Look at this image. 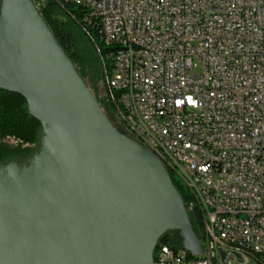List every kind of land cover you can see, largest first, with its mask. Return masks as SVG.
<instances>
[{
    "label": "built area",
    "instance_id": "1",
    "mask_svg": "<svg viewBox=\"0 0 264 264\" xmlns=\"http://www.w3.org/2000/svg\"><path fill=\"white\" fill-rule=\"evenodd\" d=\"M73 1L113 49L122 124L177 156L161 160L199 209L208 264L232 252L223 236L264 259V0ZM187 253L161 243L153 264H194Z\"/></svg>",
    "mask_w": 264,
    "mask_h": 264
},
{
    "label": "water",
    "instance_id": "2",
    "mask_svg": "<svg viewBox=\"0 0 264 264\" xmlns=\"http://www.w3.org/2000/svg\"><path fill=\"white\" fill-rule=\"evenodd\" d=\"M0 90L41 123L27 157L0 160V264H153L169 230L204 253L163 163L112 124L33 0H0Z\"/></svg>",
    "mask_w": 264,
    "mask_h": 264
},
{
    "label": "trees",
    "instance_id": "3",
    "mask_svg": "<svg viewBox=\"0 0 264 264\" xmlns=\"http://www.w3.org/2000/svg\"><path fill=\"white\" fill-rule=\"evenodd\" d=\"M33 1L102 111L120 133L131 138L133 132L128 131L119 114L117 115L114 94L108 85L107 74L113 66V50L105 46L99 22L93 17L87 18L88 13L83 8L65 4L61 0ZM101 92L103 95H100ZM40 126L41 123L29 113L23 96L0 90L1 161L13 156L27 157L36 146ZM165 169L183 201L191 231L201 240L203 223L193 196L169 168ZM177 235L176 230L166 231L158 239L154 252L161 243H167L176 249L182 248L177 242Z\"/></svg>",
    "mask_w": 264,
    "mask_h": 264
},
{
    "label": "bare ground",
    "instance_id": "4",
    "mask_svg": "<svg viewBox=\"0 0 264 264\" xmlns=\"http://www.w3.org/2000/svg\"><path fill=\"white\" fill-rule=\"evenodd\" d=\"M65 4H72L77 6L75 1L73 0H61ZM113 50V49H112ZM113 56V52H111V58ZM114 75V66H112L111 71L107 74V81L109 88L112 90V79ZM113 101L115 106L118 108V114L121 120L124 123L130 122V115L128 114V106H124L122 103V97L120 93H113ZM131 131L134 135H139L140 141H145V143H153V136H146V133H141L140 127H131ZM151 150L157 158L161 161L162 159H168L169 165H176L177 164V156L171 155V151L167 148H159V155L156 151ZM162 162V161H161ZM168 168V167H167ZM170 170V169H169ZM219 245L223 246H232V252L241 254L244 257L249 258L250 260L257 263L264 264L263 255L261 253L252 252L249 248L243 246H234V238L230 236H223L219 237ZM187 260L190 263L194 264H208L209 263V249H204V253L202 255H193L191 253H187Z\"/></svg>",
    "mask_w": 264,
    "mask_h": 264
},
{
    "label": "rangeland",
    "instance_id": "5",
    "mask_svg": "<svg viewBox=\"0 0 264 264\" xmlns=\"http://www.w3.org/2000/svg\"><path fill=\"white\" fill-rule=\"evenodd\" d=\"M105 59H107V57H105ZM100 95H103V93L101 92ZM131 134H132V133H131ZM133 135H134V134L130 135V137H131L133 140H136V141H138V142L140 143V140H138L137 138H135ZM244 259H245V263H244V264H259V263H257V262H254V263H253V261L250 260V259L247 258V257H244ZM229 262H230V264H239V263H237L233 258H229Z\"/></svg>",
    "mask_w": 264,
    "mask_h": 264
},
{
    "label": "flooded vegetation",
    "instance_id": "6",
    "mask_svg": "<svg viewBox=\"0 0 264 264\" xmlns=\"http://www.w3.org/2000/svg\"><path fill=\"white\" fill-rule=\"evenodd\" d=\"M159 157V156H158ZM162 161V160H161ZM229 258H232V256L231 255H229Z\"/></svg>",
    "mask_w": 264,
    "mask_h": 264
}]
</instances>
